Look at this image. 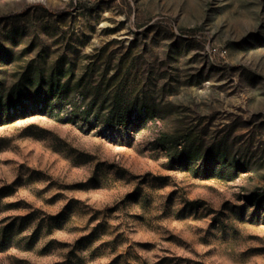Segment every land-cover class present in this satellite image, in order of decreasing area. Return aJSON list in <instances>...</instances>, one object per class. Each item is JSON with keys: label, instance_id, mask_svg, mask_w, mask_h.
Listing matches in <instances>:
<instances>
[{"label": "rangeland", "instance_id": "374dc122", "mask_svg": "<svg viewBox=\"0 0 264 264\" xmlns=\"http://www.w3.org/2000/svg\"><path fill=\"white\" fill-rule=\"evenodd\" d=\"M0 264H264V0H0Z\"/></svg>", "mask_w": 264, "mask_h": 264}]
</instances>
